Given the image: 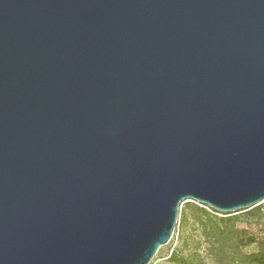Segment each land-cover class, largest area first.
<instances>
[{
	"label": "water",
	"instance_id": "95a60500",
	"mask_svg": "<svg viewBox=\"0 0 264 264\" xmlns=\"http://www.w3.org/2000/svg\"><path fill=\"white\" fill-rule=\"evenodd\" d=\"M189 201L264 202V0H0V264H151Z\"/></svg>",
	"mask_w": 264,
	"mask_h": 264
},
{
	"label": "trees",
	"instance_id": "16d2710c",
	"mask_svg": "<svg viewBox=\"0 0 264 264\" xmlns=\"http://www.w3.org/2000/svg\"><path fill=\"white\" fill-rule=\"evenodd\" d=\"M262 205L264 204L248 209L247 216L258 217L262 212ZM208 208L212 212L197 203L194 208L197 213L198 231L204 239L208 256L221 259L223 262L226 261L227 264H264V241L256 252L245 253L242 251L243 248L255 244L256 238L238 232L237 213L224 214ZM170 259L175 264H200L203 262V256L197 250L187 256L173 252Z\"/></svg>",
	"mask_w": 264,
	"mask_h": 264
},
{
	"label": "rangeland",
	"instance_id": "374dc122",
	"mask_svg": "<svg viewBox=\"0 0 264 264\" xmlns=\"http://www.w3.org/2000/svg\"><path fill=\"white\" fill-rule=\"evenodd\" d=\"M195 202H185L180 209V216L177 228L171 241L162 247L156 254L151 264H175L170 257L173 252L181 256L190 255L195 250L203 256L200 264H227L226 261L208 256L206 244L197 227V213L194 210ZM247 210L237 213V230L241 234L254 236L256 243L243 248V252H256L264 241V205L258 217H249Z\"/></svg>",
	"mask_w": 264,
	"mask_h": 264
},
{
	"label": "built area",
	"instance_id": "2783aa9c",
	"mask_svg": "<svg viewBox=\"0 0 264 264\" xmlns=\"http://www.w3.org/2000/svg\"><path fill=\"white\" fill-rule=\"evenodd\" d=\"M262 204H264V202H263ZM199 205H200V204H199ZM201 206H203V205H201ZM205 208H206L208 211L212 212V210H210L207 206H205ZM218 215L221 216V214H218Z\"/></svg>",
	"mask_w": 264,
	"mask_h": 264
}]
</instances>
